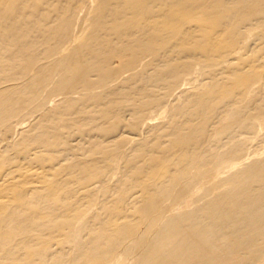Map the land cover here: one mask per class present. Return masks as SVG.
<instances>
[{
    "label": "bare ground",
    "instance_id": "6f19581e",
    "mask_svg": "<svg viewBox=\"0 0 264 264\" xmlns=\"http://www.w3.org/2000/svg\"><path fill=\"white\" fill-rule=\"evenodd\" d=\"M0 264H264V0H0Z\"/></svg>",
    "mask_w": 264,
    "mask_h": 264
}]
</instances>
